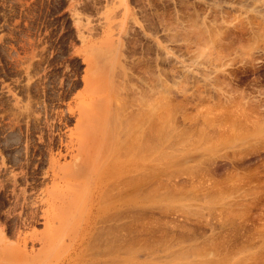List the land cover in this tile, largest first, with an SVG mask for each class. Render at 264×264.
<instances>
[{
    "label": "rangeland",
    "instance_id": "obj_1",
    "mask_svg": "<svg viewBox=\"0 0 264 264\" xmlns=\"http://www.w3.org/2000/svg\"><path fill=\"white\" fill-rule=\"evenodd\" d=\"M179 87L181 88L178 89ZM168 88H170L173 108L184 101L183 105L180 103L178 109L173 110L174 112L179 110L180 105L183 108L189 100L185 111L179 110L173 115L177 118H174L176 119L174 125H178H173L177 127L175 130L180 129L182 133L184 131L186 138L184 135L179 136L182 141L178 142L177 139V143L169 141L173 138L165 137L167 141L164 139V142H160L158 146L161 151L178 154V160L182 155L185 158L179 161L176 158L171 159L173 164L165 166L167 163L165 157L154 164L158 180L160 179L164 185V181L173 184L169 186L166 183V188L170 189L176 186V182L177 184L181 182V185H177L179 189L176 186L172 190H179L178 192L181 193L186 191L185 197L189 198L184 199V194H180L183 198L179 197L181 198L179 199L178 194H175V198L172 196L175 201L168 202L161 192L160 188H164L161 187L163 185L161 183L160 192L157 190L158 192L147 193L146 197L142 196L144 200L141 204H145L146 209H143L136 224L142 222L141 225H144L143 222L146 224L148 219L149 222L151 220L152 224L157 226L149 228L150 230H162L161 235L153 239H159L161 243L170 245L169 248L164 245L162 250L157 249L149 253L152 250L138 251L133 247V240L139 243L147 238L135 239L134 236V239L130 238L132 237L130 229L134 231L133 226L136 224L133 223V226L130 224L128 229L123 224L124 220H127L128 224L132 219L127 205H114L120 195H124L122 192V194L117 192L118 189L113 190V186L116 188L114 180L116 183L121 179L126 181L130 175L128 174L127 177L114 172L117 170L114 169V163L124 162L128 164L127 167L132 168L134 165L130 166L128 162L135 156L133 155L135 150L133 149L132 152L131 143L129 144L131 140L127 143L130 138L128 136L127 139L123 134L121 135L125 137V141L120 135L123 141L121 142L119 138L116 140L120 141V144L117 143L119 146L122 143L127 145H123V149H120L121 147L117 149L119 146L116 142L113 143L117 136L115 137V133L111 130L118 123L120 115V122L122 124L127 122L125 126L120 125L122 128L131 121L129 125L135 129L136 124L141 123L142 117L147 112L146 110L144 113V109L151 108L149 107L152 106L151 98L155 95L158 97L157 93L161 95L165 93L166 96ZM184 96L188 99L185 100ZM146 102H149V106ZM215 103L221 104H217L221 108L215 107V109L219 108V111L229 107L221 111L225 112L224 114L221 112L216 114L218 111L215 112L213 109L216 115L212 113L215 117H211L216 125L218 118L220 119L221 126L216 129L215 125L214 131L221 128L223 135L219 133L221 130L216 131L218 134L212 131L214 125L211 121L209 123H211L210 127L213 125L212 130L210 129L212 133L208 129L209 123L205 121L203 129L206 128V132L201 130L202 127L197 128L199 123H203V119L199 120L198 114L201 116L205 114L206 118L205 107L207 111L211 110ZM117 106L121 109L119 110ZM208 106L212 107L208 109ZM157 107L158 115L162 118L167 105L161 103ZM137 109L138 112L143 110L142 117L138 112V115L134 114ZM186 112L191 113L190 116L194 114V118L196 114L199 125L194 123L196 122L194 119L189 128L193 116L190 118ZM117 113L119 115L115 118L114 115ZM135 115L141 117L138 118V123L133 120L136 118ZM182 115L191 119L189 122L186 118V125L185 117ZM132 120L134 124L131 126ZM193 124L197 127H192ZM182 125L186 126V129ZM186 130L190 131L188 134H191L190 136L187 135ZM194 130L197 132L194 133ZM164 131L166 130L162 132ZM197 134L201 135L199 139ZM193 135H195L194 140L190 139ZM209 135L211 137H208ZM203 137L207 139L203 141ZM185 140L190 144H185ZM103 141L107 142L106 145ZM124 146H128L126 150L129 152L126 155L121 153L122 150L125 152ZM132 146L136 149L135 144ZM171 146L176 149L182 148V151L180 149L173 151L174 148L170 150ZM192 147L196 149L193 150ZM117 152H120L119 155ZM137 152L136 149V157L139 153ZM110 157L111 160L108 159ZM82 158L89 160L86 162H107L108 182L113 184L110 185L111 189L108 187V212H112L109 213L111 216H108L107 225L108 255L93 248L94 245L96 247L102 245L105 233L100 229L104 224L101 222L96 223L95 226L87 225L85 222L75 224L76 213L73 205L76 203L71 202L73 210L71 204L68 206L73 197L72 192L76 195L78 182L76 177L67 174L66 171L77 170V164L80 165L84 161ZM149 167L150 162H147L145 168L150 169ZM187 167L192 174L194 167L198 175L204 171L202 178L207 177L208 174L205 180L210 179L208 182L211 181L209 184L211 187L207 185L208 182L200 179V182L206 184V188L209 189L200 188L202 184L199 180V184L197 183V177L194 178L197 174L194 173L192 176L188 170L184 172ZM233 167L240 170L255 167L257 170L242 173L252 176L246 179L242 186H253L258 190L255 194L251 191L244 195L246 212L233 227L232 239L235 245H238L239 242L247 241L253 228L264 220V0H0V264H91L89 261L99 260L101 264L107 259V264H177V262L182 264V262H200L204 259L207 264H233L234 261L237 262L234 264H241L244 261L234 256L236 252H228L226 244L223 245L226 239L222 238L218 242L216 233L205 236V232H208L205 226H209L211 231L214 229L210 220L215 219V214L207 215L205 209H199L200 206L190 207V200L194 198L192 192L196 193L197 190L194 188L200 185L198 194L203 193L202 189H205V194L211 190L209 193L213 195L214 190L211 188L215 186V184L212 186L215 181L221 182V185L223 183L224 186L227 182L224 181L225 177L220 181L218 180L220 178H216L214 182L210 177L215 178L214 175L219 176ZM88 172L87 177L92 176L91 172ZM227 174L229 178L226 176L225 179L228 178V182L229 179L233 182L230 177L232 173ZM233 174L232 176L238 177V181L241 179L240 175ZM190 175L198 184L194 183L196 187L190 186L194 191L187 189L190 185L188 181L192 179V184L194 181ZM236 178L233 180L237 181ZM186 180L188 186H182L183 182L186 184ZM92 184H89L90 191L88 188L84 194L80 193V196L89 197L91 194H98L95 185ZM125 184L123 187L126 186L127 189H124L127 193L131 186ZM220 184L216 186L221 188ZM180 186L186 190H181ZM217 187L214 195L219 190ZM200 189L201 193H199ZM226 193L229 194L227 197L236 194L232 190ZM75 195V202H82V199L77 200ZM197 198L200 199L196 197L195 200H198ZM219 200L215 198L213 201V205L217 208ZM248 200L255 206L257 210L255 213L247 212ZM162 203L171 204L172 207L164 208ZM150 204L151 211L147 207ZM98 208V204L94 206L88 200V204L81 211V217L86 219L91 211L95 214ZM155 208H158L159 215L164 218L153 217V214L157 215V212L153 213ZM68 209L73 212V216L66 221L61 217ZM119 209L127 210L122 216L129 213V218L122 217L121 213L118 214L116 211H120ZM219 214L215 222L223 226L231 213L224 215L225 217L221 212ZM206 216H211L210 220ZM216 223V230L225 229H220ZM122 224L127 231L123 229ZM175 225L180 227L177 229ZM173 237L175 242L178 240L176 237L181 239L174 246L171 245L174 242ZM188 244L201 248L187 247L188 250L193 251L187 250V255L177 254L180 251L176 249L178 246L185 248L189 246ZM127 248L132 249V252ZM256 250H259V257H262L263 249L260 248L251 250L249 255L252 252L257 253ZM206 251L209 252L210 257L206 256Z\"/></svg>",
    "mask_w": 264,
    "mask_h": 264
},
{
    "label": "bare ground",
    "instance_id": "obj_2",
    "mask_svg": "<svg viewBox=\"0 0 264 264\" xmlns=\"http://www.w3.org/2000/svg\"><path fill=\"white\" fill-rule=\"evenodd\" d=\"M105 57V56H104ZM110 59V58H109ZM107 86H108V84H107ZM169 87V86H168ZM170 87H171V85H170ZM172 88V87H171ZM181 87H179L178 89H180ZM110 89H111V87H110ZM115 89H116V87H115ZM119 89V88H118ZM117 90V89H116ZM112 91L113 90H111V93H112ZM154 92V91H153ZM160 92V91H159ZM160 93H163V92H160ZM155 94H156V92H155ZM111 95V94H110ZM114 95H116V94H114ZM159 95V96H158ZM164 95H165V93H164ZM164 95H161V94H159V93H157V96L158 97H152L151 99H153L152 100V103H151V101H150V104H152V106L150 105L149 106V102L147 103L148 104V106L149 107H151V108H149V109H144V113L146 112V110H147V112L145 113V115L144 114H142L141 112L142 111H140V112H138L139 111V109H137V111H136V113H134V114H137V112H138V114L140 113L141 115V117H142V121H141V123H139V125L138 124H136L137 125V127L135 128V129H133L132 127H130V125H129V123L131 122V121H129V123L127 124V126L126 127H124L125 125H126V123L127 122H125V123H121L120 121V116H119V121H118V123L116 124V122H114L115 124H116V126H115V124H113L115 127H114V129L113 130H111L112 131V133L114 132L115 133V137L117 136V138H114V141H113V143L114 142H116V144L119 146V144H120V141L122 142L123 140L119 137L121 134H123L124 136L126 135V137H127V139H128V136H129V138L130 139H128V141H127V143L131 140V142H129V144H130V146H131V148H132V150L134 149L135 150V152H134V150L132 151V152H134L135 154H133V155H135V156H133L132 158H131V160H130V162H128V163H130L129 165L131 166V165H134L132 168H129V167H127V165L128 164H125L124 162H117V163H114L115 164V167H114V169L116 170V171H114V172H117V174H120L121 173V175H123V176H125V175H127V177H128V174H130L129 175V177L126 179V181H123V180H125V179H119L120 181L118 182V180H117V182L118 183H116V180H114L115 181V185H116V188H115V186H113L112 188H113V190L114 189H118V191L117 192H119L120 194H122V193H124V195L123 196H121L120 195V197H119V200L118 201H115L114 202V205L115 206H126L127 205V210H130V213L132 214V216H130V218L132 217V219H131V222L129 221V223L127 224V220H124L125 222H123V224L125 225V226H127V229H128V226L130 225V226H133L132 224L134 223V224H136V222H138V219H139V217L141 216L140 214L142 213V211H144L146 208V205L145 204H141V202L144 200V197H146L145 195H147L148 196V194L147 193H151V192H160V189H161V192H163L164 193V195L166 196L164 199L165 200H167L168 202H170V201H175L174 200V198L176 197V195L175 194H178V198L179 197H181L182 195H180V194H184L183 196H184V199L186 198V199H188L187 197H185V195H187V193L185 194L184 192H186V191H184V192H178L179 190H172V188H176V186L178 185H181V182H179L178 184H177V182L175 183V187H172V188H166L165 187V185H166V183H168V182H165L164 181V183H165V185L163 184V182L161 183V181H160V179L158 180V175H157V170H156V165L154 164L155 162H157L158 160H160L161 158H165V157H167V163H165V166H168V165H171V164H173L172 163V161L173 160H171V159H174V158H176L177 159V157H178V154H176L175 152H168V151H166V152H168V153H166L165 151H161V150H159L160 149V146H158V144L161 142V143H163L164 142V139H165V137H167V139L168 138H173L172 140H170L169 139V141H176L177 142V139L179 140L178 142H180V141H182V139L180 140L179 139V136L181 137L182 135H184L183 133H184V131L182 130L183 128L184 129H186L183 125V128L181 129L182 131H183V133L181 132V131H179V130H175V129H177V127L175 128L174 126H178V125H174V124H176L175 123V121H176V117H173V115H175V113H177V112H179V110H180V112H183V110L185 111V108H186V106L189 104V100L186 102V104H185V106L182 108V106L181 105H183L184 104V101H182V100H180V101H182L183 103H181L180 101H178V102H180L181 103V105H180V108H179V110L178 111H176V112H174L176 109H178V107H179V104H177V107H175V108H173L174 106L172 105L173 104V101H171V96H170V88H168L167 89V92H166V96H164ZM173 96V95H172ZM149 97V96H148ZM185 97V96H184ZM114 98V97H113ZM202 98V97H201ZM186 99H188L187 97H185V100ZM108 100V99H107ZM111 100V99H110ZM136 100V99H135ZM163 101V102H162ZM133 102V101H132ZM163 104V105H167V109H165V112H164V115L162 114V118H160V116L158 115V112L159 111H157V106L158 105H160L161 103ZM102 103H104V101L102 102ZM109 103H110V101H109ZM108 103V104H109ZM120 103V102H119ZM129 103V102H128ZM120 104H122V103H120ZM120 104H119V107H120ZM124 104V103H123ZM217 104H219V103H215V104H213L214 105V108L212 107V106H210V108L212 107V111L211 110H208L207 111V108L205 107V109H206V111H204V113H206L207 115V117L205 118V114H203L202 116H204L203 118H202V116H201V114L199 115L198 114V116H200V118H199V120H201V119H203L202 121H203V123H197V122H199V121H197V119H198V117L196 116V114H195V118H194V114L193 115H189V114H191V113H188V112H186V115H188V116H190V118H192V116H193V118H192V120L191 119H189V118H187L188 116H186L185 117V115L183 116V117H185V120H186V118H187V120H189V122H190V120L192 121V122H190V126H189V128H191V124L193 123V120L195 119L196 120V122H194V123H196V124H198L199 126L197 127L196 126V124H193L192 125V127L194 126V128H199V127H202V129L201 128H199V129H201L202 131H205L206 130V128H205V130L203 129L204 128V121L205 122H207V124L211 121V123H213V125H214V127H213V125H212V127H213V130L211 129L212 127H210L211 126V123H209L208 124V126L210 127H208V129L210 130H212V131H214V128H216V129H218V127H220L221 126V121L219 122V118H218V125H216L214 122H212L213 120L211 119V117H215V115L217 114V113H220L221 111L223 112V111H225V110H227L229 107V105L227 106L228 108L226 109V108H224V109H222L221 111H219V108H216L215 109V107L216 106H218ZM223 104H225V102L223 103ZM105 105V104H104ZM219 105H221V104H219ZM102 106V105H101ZM148 106H146V107H148ZM111 107V106H110ZM116 107V106H115ZM118 107V106H117ZM119 107H118V109H119ZM122 107V106H121ZM145 107V108H146ZM163 107V106H162ZM218 107H220L221 108V106H218ZM123 108H125V107H123ZM139 108V107H138ZM141 108V107H140ZM164 108V107H163ZM209 108V106H208V109H210ZM101 109V108H100ZM121 109V108H120ZM119 109V110H120ZM187 109V108H186ZM213 109H214V111L216 112V111H218V112H216V114L215 113H213L214 111H213ZM162 110H164V109H162ZM174 110V111H173ZM182 110V111H181ZM107 111V110H106ZM114 111H115V109H114ZM121 112H122V110H121ZM221 112V113H222ZM115 113V112H114ZM113 113V114H114ZM133 113V112H132ZM161 113V112H160ZM197 113V112H196ZM203 113V112H202ZM215 114V115H213V114ZM225 113V112H224ZM224 113H222V114H224ZM226 113H230V112H227L226 111ZM232 113V112H231ZM110 114V113H109ZM133 114V115H134ZM137 114V115H138ZM208 114H209V116L210 117H208ZM106 115V114H105ZM117 115H119L118 113L116 114V115H114L115 116V118H117L116 116ZM126 115H128V114H126ZM213 115V116H212ZM219 116V115H218ZM217 116V117H218ZM113 117V116H112ZM134 117H136V115L134 116ZM140 117V118H141ZM159 117V118H158ZM105 118V117H104ZM128 118V117H127ZM131 118V117H130ZM137 119L139 118V116H137L136 117ZM136 118H133V120H136V122L135 123H138L139 122V119H138V121H137V119ZM174 118H176L175 120H174ZM209 118V119H208ZM160 119V120H159ZM205 119V120H204ZM114 120V119H113ZM117 120V119H116ZM115 120V121H116ZM132 120V123H131V126L134 124V121ZM184 120V119H183ZM184 120V121H185ZM187 120L185 121V125H186V123H187ZM194 120V121H195ZM99 121H100V119H99ZM104 121V120H103ZM184 121H183V123L182 124H184ZM105 122V121H104ZM119 122H120V124H119ZM178 123V122H177ZM220 123V124H219ZM100 124V123H99ZM112 124V123H111ZM124 125L123 126V128H122V126H120V125ZM181 124V123H180ZM179 124V125H180ZM187 124V125H188ZM201 124H202V126H201ZM129 125V126H128ZM162 125H163V128L166 130V131H164V132H162L163 130H162ZM174 125V126H173ZM215 125H216V127H215ZM196 126V127H195ZM206 126V125H205ZM188 128V127H187ZM199 129L197 130V131H199ZM196 130H194V133H196L197 131ZM201 130H200V132H201ZM209 130H207V133L209 132ZM211 130H210V133H212L211 132ZM221 130V128H219V130L218 131H220ZM223 130H225V129H223ZM105 131H106V129H105ZM104 131V132H105ZM110 131V132H111ZM191 131H192V129H191ZM217 131V130H216ZM216 131H214V132H216ZM217 131V132H218ZM186 132H187V130H186ZM185 132V133H186ZM206 132V131H205ZM215 133V134H218V133ZM99 133V132H98ZM102 133V132H101ZM107 133V132H106ZM190 133V131L189 132H187V135ZM193 133V132H192ZM219 133H221V135H223L222 134V130L219 132ZM108 134H109V131H108ZM204 134H206V133H204ZM204 134H202V135H204ZM98 135V134H97ZM104 135H105V133H104ZM123 135H121L122 137H124ZM170 135V137H168ZM191 135V134H190ZM190 135H188V136H190ZM198 135V139L200 138L199 137V135L200 134H197ZM197 135H196V137H197ZM207 135V134H206ZM206 135H204L205 137H206ZM210 135H212V134H210ZM208 136V137H211V136ZM225 135V134H224ZM229 135H231V134H229ZM235 135V134H234ZM238 135V134H237ZM105 136H107V134L105 135ZM105 136L103 137V138H105ZM177 136H178V138H177ZM185 136V138H186V135H184ZM195 135H193V137L191 136V138L190 139H192L193 138V140H194V137ZM201 136V135H200ZM236 136V135H235ZM99 137V136H98ZM109 137V136H108ZM110 137H112V136H110ZM218 137V136H217ZM221 137V136H220ZM223 137V136H222ZM225 137H227L226 135H225ZM233 137V136H232ZM96 138H97V136H96ZM102 138V139H103ZM121 139L119 142L117 141L118 139ZM132 138V139H131ZM215 138V137H214ZM219 138V137H218ZM231 138V137H230ZM94 139V138H93ZM117 139V140H116ZM163 141H162V140ZM197 139V138H196ZM204 139H207V138H204L203 137V141H204ZM210 140H211V138H209ZM208 139V140H209ZM222 139H224V138H222ZM95 140V139H94ZM107 140V139H106ZM166 140V139H165ZM208 140H207V142H208ZM212 140H214V139H212ZM218 140V139H217ZM231 140V139H230ZM108 142L110 141V140H107ZM124 141H125V137H124ZM167 141V140H166ZM198 141V140H197ZM218 141H221V140H218ZM104 142V141H103ZM119 144H118V143ZM177 142V143H178ZM188 142V141H187ZM213 142V141H212ZM215 142H216V140H215ZM228 142V141H227ZM96 143V142H95ZM105 143V142H104ZM107 143V142H106ZM106 143H105V145H106ZM113 143H111V145L113 144ZM174 143V142H173ZM182 143V142H181ZM189 144H190V142H188ZM188 143H186V140H185V144H188ZM208 143H210V141L208 142ZM232 143V142H231ZM133 144H135V147H136V149H137V151L139 152H137L138 154V156L136 157V149L134 148V146H132ZM175 144V143H174ZM185 144H183V145H185ZM188 144V145H189ZM193 144H195V141H194V143ZM224 144V143H223ZM98 145V144H97ZM104 145V144H103ZM110 145V146H111ZM123 145H127V144H124V143H122L121 144V146H119L117 149H119L120 147V149H123ZM170 145V144H169ZM173 145V144H172ZM178 145V144H177ZM200 145H201V143H200ZM129 146V145H128ZM128 146H124L125 148V152H123V150H122V155L124 154V155H126V154H128V152L129 151H127L126 150V148L128 147ZM175 146V145H174ZM206 146V145H205ZM86 147V146H85ZM103 147V146H102ZM106 147V146H105ZM107 147L109 148V146L107 145ZM113 147H114V145H113ZM179 147H180V145H179ZM189 147V146H188ZM203 148H206V147H204V146H202ZM91 148V147H90ZM173 148L174 147H172L171 146V149L170 150H173ZM193 148V147H192ZM195 148V147H194ZM194 148H193V150H194ZM88 149V148H87ZM107 149V148H106ZM113 149V148H112ZM112 149H111V152H112ZM115 149V148H114ZM175 150H173V151H182V148H178V149H180V150H178V149H176V147L174 148ZM196 149V148H195ZM199 149V148H198ZM91 150H93V149H91ZM131 150V149H130ZM184 150V149H183ZM192 150V149H191ZM103 151H104V149H103ZM121 151V150H120ZM93 152V151H92ZM106 152H108V150L106 151ZM114 152H115V150H114ZM165 152V153H164ZM98 153V152H97ZM120 153V152H119ZM119 153L117 152V154L119 155ZM131 153V152H130ZM169 153H171V154H169ZM172 153H174V154H172ZM197 153V152H196ZM89 154H91V152L89 153ZM88 154V155H89ZM190 154V153H189ZM192 155L194 154V153H191ZM97 154H95V156H96ZM103 155V154H102ZM111 155H113V153L111 154ZM118 155H116V157L118 156ZM129 155H131V154H129ZM185 155H187V154H185ZM197 155V154H196ZM196 155H195V158H196ZM205 155V154H204ZM87 156V155H86ZM86 156H84V157H86ZM110 156V155H109ZM121 156V155H120ZM188 156V155H187ZM186 156V157H187ZM202 156V155H201ZM83 157V158H84ZM89 157L91 158V155H89ZM100 157V156H99ZM113 157V156H112ZM115 157V158H116ZM125 157V156H124ZM127 157V156H126ZM185 158V156H181V158ZM207 157H208V155H207ZM82 158V159H83ZM181 158L179 157V160H181ZM188 158V157H187ZM198 158H199V156H198ZM99 159V158H98ZM106 159V158H105ZM108 159H110L111 160V157L110 158H108ZM114 159V158H113ZM201 159V158H200ZM84 160V159H83ZM86 160H88V159H86L85 158V162L83 161L80 165L79 164H77L78 166V169L76 170L75 168L76 167H72V168H74L75 170V172L74 171H71V170H68V171H66V173L67 174H69V175H71V176H73V177H76L75 179L77 180V182H78V184L76 185L77 186V190H76V195H75V193H73L72 192V194H73V197H71V195H70V197H71V201H70V203H69V205L68 206H70V204H71V202L74 204V203H76L75 205H73V204H71V207H72V205L74 206V212L76 213V218H75V220H76V223L75 224H82L83 222H85L87 225H93V226H95V224L96 223H103L104 225H102L101 227V229H100V231L102 230L104 233H105V235H104V238H103V242H102V245H100V246H95L94 245V249H95V251H99L100 253L102 252V253H106L107 254V249H108V242H107V238H108V234H107V232H108V230H107V225H108V216H109V213L110 214H112V212H108V193H109V191H108V187H110V185H113V184H111V183H109L108 182V177H107V162H96L95 160V162H86ZM126 160V159H125ZM128 161H129V156H128V159H127ZM127 160H126V162H127ZM178 159H177V161H179ZM194 160H196L197 161V159H194ZM201 160H203V159H201ZM91 161V160H90ZM109 161V160H108ZM182 161H184L183 159H182ZM182 161L180 162V164L182 163ZM145 162V163H144ZM147 162H150V169H148V168H145V164L147 163ZM185 162V161H184ZM208 162V161H207ZM124 163V164H123ZM170 163V164H169ZM143 166H142V165ZM76 165V164H75ZM202 165V164H201ZM72 166V165H71ZM74 166V165H73ZM190 166H192V165H190ZM196 166V165H195ZM201 167V166H200ZM145 168V169H144ZM195 169H196V167H194ZM198 168V167H197ZM190 169H191V167H190ZM195 169L194 170H192L193 171V174H192V172L188 169V167L184 170V172H186V170H188V172H189V174L191 173L192 174V176H194V173H196V171H195ZM202 169V168H201ZM172 170H174V169H172ZM176 170H178V169H176ZM198 170V169H197ZM88 171H90L91 172V174H92V176H89V177H87V173H89ZM199 171H200V169H199ZM202 171V170H201ZM200 171V172H201ZM207 170H205V172H206ZM174 172V171H173ZM183 172V171H182ZM188 172H187V174H188ZM198 172V171H197ZM203 173H204V171H202ZM201 172V173H202ZM163 173V172H162ZM175 173V172H174ZM201 174V175H198L197 173V175L196 176H194V178L195 177H197V183H198V180H199V182H200V179L201 180H205V178H208V174L206 175L207 177H203L202 178V176L204 175V174ZM206 173H209L208 171L206 172ZM83 174H84V176H83ZM86 174V175H85ZM112 174V173H111ZM170 174H171V172H170ZM176 174V173H175ZM231 174V173H230ZM90 175V174H89ZM161 175V174H160ZM167 175V174H166ZM169 175V174H168ZM174 175V174H173ZM232 175H234L233 173L231 174V176L230 177H232V181L234 182L235 180H233V177L234 176H232ZM235 175H237V176H239V174H237V172H235ZM164 176H165V173H164ZM170 176V175H169ZM169 176H166V177H169ZM191 176V175H190ZM191 176V178H193ZM201 176V177H200ZM227 177H228V174L226 175ZM226 176H224L225 178H226ZM73 177H71V178H73ZM122 177V176H121ZM120 177V178H121ZM163 177V176H162ZM199 177V178H198ZM209 177H210V174H209ZM236 177V176H235ZM239 177H241V175L239 176ZM171 178V177H170ZM193 178V179H194ZM211 179H212V182H214L215 181V179L216 178H213V177H210ZM224 178V181H226L227 183H232L234 186H236V184H234L233 182H231L230 181V179H229V182H228V178L227 179H225ZM74 179V180H75ZM164 179V178H163ZM189 179H190V177H189ZM238 179V177L236 178V180ZM191 180L192 179H190V181H188L187 182V180H186V184L184 183H182V186L183 185H187L188 186V184H190L188 187H187V189L188 188H190V190L192 189L191 187L194 185V183H196V180L194 179V181H192L193 182V184L191 183ZM210 180V179H209ZM208 180V181H209ZM214 180V181H213ZM217 180V179H216ZM219 181L220 180H223V179H218ZM241 180V179H240ZM239 180V181H240ZM168 181H169V179H168ZM183 181V180H182ZM208 181H206L205 180V182H208ZM242 181V180H241ZM126 184H125V183ZM129 182V183H128ZM211 182V181H210ZM210 182H208L207 183V185H209L210 184ZM221 183V182H218V181H215V183H213L212 184V186H214V184H215V186L213 187V188H215V187H217V186H219V184H217V183ZM223 182V181H222ZM237 182H238V180H237ZM90 183H93L94 185H95V190H96V192H98V194H96V195H92L91 194V196H87V195H81L80 196V193H85V191L89 188V184ZM163 184V185H161V184ZM188 183V184H187ZM196 183V184H197ZM201 183V182H200ZM226 183V185L224 186L223 185V183H222V185L220 184V186H221V188H218L217 187V194H216V197H218L217 195H219V193L221 192V191H223V190H225L228 186L230 187L232 184H230L229 183V185ZM235 183H236V181H235ZM92 184V185H93ZM123 184H125V185H127V184H129L128 185V187L129 186H131L130 188H129V190H127V191H129V192H127V193H125V190L127 189L126 188V186H124L123 187ZM196 184L194 185V187H196ZM199 184V183H198ZM197 184V185H198ZM202 184V183H201ZM225 184V183H224ZM160 185H161V187L163 186L164 188H165V190H164V188H160ZM168 185L170 186V185H173L172 183L170 184V183H168ZM203 185V186H202ZM201 186L200 185H198V186H200V188H205V189H209V187H211L210 185H209V187H207L206 188V184L204 185V184H202ZM217 185V186H216ZM232 185V186H233ZM66 186V185H65ZM91 186V185H90ZM177 186V187H178ZM191 186V187H190ZM198 186H197V188H194L195 190H196V193L195 192H192L193 194H192V197H194V198H196V197H198V195H200V194H198V190H199V188H198ZM231 186V187H232ZM181 187V186H180ZM224 187H226L225 189H222V188H224ZM124 188H126V189H124ZM160 188V189H159ZM213 188H211L212 190H214V191H212V192H214V194H215V190H216V188L215 189H213ZM110 189H111V187H110ZM109 189V190H110ZM164 191H163V190ZM177 189H179V187L177 188ZM181 190L183 189V190H186V188L184 189V188H180ZM205 189H202V191H203V193H201L202 191H201V189H200V192L199 193H201V194H205L204 192V190ZM222 189V190H221ZM230 189V188H229ZM158 190V191H157ZM180 190V191H181ZM89 191H90V188H89ZM124 191V192H123ZM191 191H194L193 189L191 190ZM207 191V190H206ZM116 192V193H117ZM122 192V193H121ZM178 192V193H177ZM209 192H211V190H209ZM208 192V193H209ZM219 192V193H218ZM115 193V194H116ZM191 193V192H190ZM189 193V194H190ZM208 193H206V194H208ZM87 194V193H86ZM113 195H115L114 193H112ZM118 194V193H117ZM153 194H155L156 195V193H153ZM173 194V195H172ZM188 194V195H189ZM206 194H205V197H207L206 196ZM211 194V193H210ZM221 194H222V192H221ZM74 195H75V198L78 200V199H82V202H79V201H77V202H75L76 200L74 199ZM111 195V194H110ZM169 195V196H168ZM180 195V196H179ZM141 196V197H140ZM142 196H144V197H142ZM151 196H153V195H151ZM160 196V195H159ZM162 196V195H161ZM174 198H173V197ZM209 196H214V195H208V197ZM224 196V194L222 195V197ZM156 197V196H155ZM157 197H158V195H157ZM156 197V198H157ZM162 197H164V196H162ZM161 197V198H162ZM190 197H191V195H190ZM191 197V198H192ZM200 197H202V196H200ZM215 197V198H216ZM221 197V196H220ZM150 198V197H149ZM173 198V199H172ZM181 198H183V197H181ZM181 198H179V199H181ZM148 199V198H147ZM198 199V198H197ZM219 199H222V198H219ZM88 200H90L91 202H92V205H94L95 206V204H98L99 205V208L96 210V212H95V214L91 211L90 212V215H89V217L87 216L86 217V219L83 217H81V211H82V209L83 208H85V206L88 204ZM116 200H117V198H116ZM157 200V199H156ZM200 199H198V201H199ZM211 200V199H210ZM208 201V200H207ZM213 201V200H212ZM68 203V202H67ZM143 205H145V206H143ZM161 205V204H160ZM162 205H164L165 207L164 208H168L169 206H171L172 207V205L171 204H169V205H167V204H163L162 203ZM186 205H187V203H186ZM190 205H191V203H190ZM226 205V204H225ZM143 206V207H142ZM152 205L150 204L149 206L147 205V207H148V210L150 209L149 207H151ZM196 206V205H195ZM227 206V205H226ZM67 207V206H66ZM155 207V206H154ZM163 207V206H162ZM189 207V206H188ZM190 207H192V206H190ZM194 207V206H193ZM145 208V209H144ZM152 208V207H151ZM160 208H161V206H160ZM164 208L161 210L162 212H163V210H164ZM72 210H73V207L71 208ZM112 209V208H111ZM124 209H126V208H124ZM122 210V209H119L120 211H116L118 214L119 213H121V216L122 215H124V212L126 213L127 212V210ZM144 209V210H143ZM170 209V208H169ZM168 209V210H169ZM172 209V208H171ZM93 210V209H92ZM110 210V209H109ZM167 210V209H166ZM147 211V210H146ZM150 211H151V209H150ZM229 211V210H228ZM241 211V210H240ZM88 212V211H87ZM168 212V211H167ZM113 213H115L114 211H113ZM233 213V212H232ZM236 213V212H235ZM242 213V212H241ZM129 214V213H128ZM128 214L127 215H125L127 218H129L128 217ZM227 215V214H226ZM229 215V214H228ZM235 215V214H234ZM242 215V214H241ZM63 217H61V218H64V219H66V221H68V219L70 218V217H72L73 216V212H71V210L70 209H68V210H65V215H62ZM111 216V215H110ZM109 216V217H110ZM116 216H117V214H116ZM115 216V217H116ZM120 215H118L117 217H119ZM120 216V217H121ZM125 216H122V217H125ZM231 216H233L232 214H231ZM114 217V216H113ZM112 217V218H113ZM114 217V218H115ZM122 217H121V219H122ZM125 217V218H126ZM225 217V216H224ZM229 217L227 216V219H228ZM120 219V218H119ZM224 219V218H223ZM227 219H226V221H227ZM130 220V219H129ZM229 220V219H228ZM59 221V220H58ZM73 221V220H72ZM140 221V220H139ZM146 222H147V220H145ZM230 221V220H229ZM73 222H75V221H73ZM72 222V223H73ZM151 222V223H150ZM150 222H149V219H148V222L147 223H149V224H152V221L150 220ZM126 223V224H125ZM146 223V224H147ZM122 224V225H123ZM138 224V223H137ZM141 224H142V222H141ZM141 224H140V226H141ZM143 224H145V222H143ZM68 225V224H67ZM124 225H123V229H125L126 230V227H124ZM68 226H70V225H68ZM77 226V225H76ZM80 226H82V225H80ZM147 226H148V224H147ZM183 226V225H182ZM74 227V226H73ZM87 227V226H86ZM173 227V226H172ZM172 227H171V229H172ZM175 227L177 228L178 226H176L175 225ZM180 227V226H179ZM178 227V228H179ZM75 228V227H74ZM129 228H131V227H129ZM174 228V227H173ZM177 228V229H178ZM185 228V227H184ZM117 229V228H116ZM133 229V228H132ZM138 229V228H137ZM175 229V228H174ZM180 229H183V228H180ZM173 230V229H172ZM71 231H72V229H71ZM127 231V230H126ZM129 231V230H128ZM130 231L131 232H133L131 229H130ZM170 231V230H169ZM183 231H185V230H183ZM189 231H191V230H189ZM188 231V232H189ZM263 231H264V229H263ZM186 232V231H185ZM187 232V233H188ZM63 233V232H62ZM86 233V232H85ZM140 233V232H139ZM170 233H171V231H170ZM170 233H169V235H170ZM181 233H182V230H181ZM88 234V233H87ZM84 235V234H83ZM168 235V236H169ZM172 235V234H171ZM180 235V234H179ZM188 235V234H187ZM167 236V237H168ZM173 236V235H172ZM175 236V235H174ZM194 236V235H193ZM135 237V236H134ZM134 237L132 236V237H130V238H133L134 239ZM182 237H184V236H182ZM191 237V236H190ZM89 238V237H88ZM91 238V237H90ZM171 238L172 237H170V240H171ZM174 238V242L171 244V245H173L174 246V244L175 245H177L178 243H176L178 240L179 241H181V239H179V237L177 238L176 237V239H178V240H176V242H175V237H173ZM208 238H210V237H208ZM261 238H262V236H261ZM79 239V238H78ZM121 239V238H120ZM126 239V238H125ZM132 239V240H133ZM135 239H136V237H135ZM211 239V238H210ZM82 239H80V241H81ZM123 240V239H122ZM131 240V241H132ZM187 240V239H186ZM185 240V241H186ZM86 241V240H85ZM96 241V240H95ZM120 241V240H119ZM138 241V240H137ZM178 241V242H179ZM212 241V240H211ZM135 242V240H133L132 241V243L133 244H137L136 242ZM209 242H210V240H209ZM88 244V243H87ZM114 244V243H113ZM129 244V243H128ZM208 244V243H207ZM212 244H213V242H212ZM212 244H211V246H212ZM138 245V244H137ZM189 245V244H188ZM192 245V244H191ZM197 245V244H196ZM215 245V244H214ZM213 245V246H214ZM125 246V245H124ZM172 246V247H173ZM190 246V245H189ZM185 246V248H189V249H191L193 246ZM195 246V245H194ZM199 246V245H198ZM216 246V245H215ZM217 246H218V244H217ZM216 246V247H217ZM64 247V246H63ZM129 247V246H128ZM132 247V246H131ZM181 246H178V248H176V249H178V250H180L178 253H177V251H173V253H177V254H179L180 256L181 255H183V254H186V253H188L189 251H193V250H188V248L187 249H185L184 248V246L183 247H181V249H183V251H181V249H179ZM262 247V246H261ZM92 248V247H91ZM130 248V247H129ZM136 248V247H135ZM134 248V249H135ZM138 248V247H137ZM135 249V250H138V249ZM144 248V247H143ZM169 248V247H168ZM194 249L195 248H197L196 246L195 247H193ZM198 248H201V247H198ZM197 248V249H198ZM213 248V247H212ZM88 249V248H87ZM86 249V250H87ZM110 249V248H109ZM140 249V248H139ZM150 249V248H149ZM167 249V248H166ZM204 249V248H203ZM215 249V248H214ZM218 249V248H217ZM260 249H262V248H260ZM83 250V249H82ZM112 250V249H111ZM127 250H129V252L131 251L132 252V249H128L127 248ZM175 250V249H174ZM184 250H186V251H184ZM187 250H188V252H187ZM216 250V249H215ZM239 250V249H238ZM172 251V250H171ZM226 251H227V249H226ZM243 251V250H242ZM241 251V252H242ZM257 251V253L256 252H252V258L253 259H255L253 262L254 263H256V264H262L261 262L263 261L262 259H261V257H259L260 256V254L258 253L259 252V250H256ZM116 252V251H115ZM202 252V251H201ZM231 252V251H230ZM240 252V251H239ZM98 253V252H97ZM96 253V254H97ZM206 253H207V251H206ZM205 253V254H206ZM212 253V252H211ZM221 253V252H220ZM251 253V252H250ZM261 253V252H260ZM203 254V253H202ZM202 254L200 255L201 257H202ZM223 254V253H222ZM222 254L220 255L221 257H223L222 256ZM7 255V254H6ZM108 255V254H107ZM176 255V254H175ZM174 255V256H175ZM178 255V256H179ZM187 255V254H186ZM185 255V256H186ZM209 255V252L207 253V255L206 256H208ZM229 255V254H228ZM237 255V254H236ZM236 255H234V256H236ZM251 255H249V256H251ZM9 256V255H8ZM89 256V255H88ZM101 256V255H100ZM211 256H213V255H211ZM217 256V255H216ZM224 256H225V254H224ZM93 257V256H92ZM184 257V256H183ZM187 257V256H186ZM209 257H210V255H209ZM209 257H207V258H209ZM229 257V256H228ZM243 257V256H242ZM247 257V256H246ZM246 257H244V258H246ZM106 258V257H105ZM207 258H206V260H207ZM214 258H215V256H214ZM251 258V259H252ZM152 259V258H151ZM216 259H218V257L216 258ZM108 260V259H107ZM107 260H103V262L101 263V264H107ZM201 260V259H200ZM205 260V259H204ZM204 260H201L200 262H182V264H207V262H205ZM211 260V259H210ZM228 260V259H227ZM240 260V259H239ZM245 260H247V259H244V262H245ZM248 260H249V258H248ZM100 261V260H99ZM99 261H97V262H99ZM112 261V260H111ZM118 261V260H117ZM167 261V260H166ZM191 261V260H190ZM208 261V263H209V260H207ZM238 261V260H237ZM250 261V260H249ZM252 261V260H251ZM91 264H97V262H94V261H89ZM88 262V263H89ZM119 262V261H118ZM124 262V261H123ZM129 262V261H128ZM213 262V261H212ZM234 262H236V261H234ZM234 262H233V264H234ZM239 263H240V261H238ZM243 262V263H244ZM130 263V262H129ZM180 263V262H179ZM237 263V262H236ZM243 263H241V264H243ZM246 263V262H245ZM85 264V263H84ZM87 264V263H86ZM98 264H100V262L98 263ZM131 264H133V263H131ZM177 264H178V262H177ZM212 264V263H211ZM253 264V263H252Z\"/></svg>",
    "mask_w": 264,
    "mask_h": 264
},
{
    "label": "flooded vegetation",
    "instance_id": "obj_3",
    "mask_svg": "<svg viewBox=\"0 0 264 264\" xmlns=\"http://www.w3.org/2000/svg\"><path fill=\"white\" fill-rule=\"evenodd\" d=\"M212 169H213V173H215L213 165H212ZM254 170L257 171L255 167L248 168L246 170H240V169H238L236 167H233V168L225 170L219 176H215L214 175L215 178H220L221 179V178H224V176H226L227 173L238 172L239 175L242 176V177H239V178H241L242 181L241 180L238 181V182L236 181V186L229 187L230 189L227 188L225 191L222 192V194L217 195L218 197H216V195H214V194H213L214 195L213 197L212 196L208 197V195H211L210 193L206 194L207 197H205V195L200 194L198 196L200 198L199 201L195 200V198H192L190 200V203H191L192 207L194 206L193 208H197L198 206H200L199 209H205L207 215L215 214L214 215V218H215L214 220H210L211 216H209V217L206 216L211 221V224L214 227V229H213V231H211V228L209 226H205L206 229H208L207 233L204 231L205 232V236H208L211 233H216V235L218 236V237H216L218 242H220L222 240V238L226 239L227 241L225 243H223V245L226 244L228 252H230V251L236 252V254H237L236 256L240 257L243 261H244V259H247V260H245L246 264H252V263L254 264V262H253L254 259L252 258V256H249V252L251 250L262 248L263 249V255H262L261 259L263 261L261 263L264 264V236H263V233H264V231H263L264 220L259 225L255 226L253 228L251 236H249V238L246 239L247 241L239 242L238 245H235V242H233V239H232L233 238V234H234L233 227L236 225V223L237 224L239 223L238 220L242 219L243 215L246 212L244 207L247 206V204H246V201L244 200V197H245L244 195L247 194L248 192H251V191H253V193L255 194V192L258 190L257 188H255L253 186H251V187H249V186L243 187L242 186V183H244V181L246 179H249L250 177H252V176L242 175V173H247V172L254 171ZM235 178L236 177H233V179H235ZM230 190L236 192V194H233L230 197H227L229 194H227L226 191H230ZM223 194H224V196L222 197ZM200 196H202V197H200ZM215 197L218 200H219V198H222V199L219 200V203H218L219 207L218 208L215 207V205H213V201L215 200ZM256 211L257 210H256L255 206L253 205V203L250 202V200H248L247 212L255 213ZM259 211H261V210H259ZM155 212H157V215L153 214V217H155V218H164V217H161V215H159L160 213H159L158 208H155L153 213H155ZM219 212H221L222 216H224L226 214H229V213L233 214L232 217L231 216L229 217V219L231 218L230 220H232V221H229V220L226 221L225 224H223V226H221L219 223H216L215 220L220 216ZM174 218H169V219L166 218V219L170 220V219H174ZM215 223L217 224L218 227H220V229H222V228H225V229L223 231L216 230L215 229ZM156 226H157V224H148V226H147V224H144V225H141V226H140V224L134 225L133 226L134 227V229H133L134 231L131 232L130 235L138 237V238L143 237V238H147V239L146 240L142 239L139 243H137L138 245L134 244L133 247H136V248L138 247L137 248L138 251L152 250L149 253L153 252V250L156 251L157 249L162 250V247H164V245L169 247L170 245L168 243H164L163 244V243H161L162 241H160L159 239H153L155 237H159L161 235V233H162V230H160V229H158V230H156V229L155 230H150L149 229V228H156ZM162 226H164V225H162ZM146 229H148V230H146ZM253 232L255 234H253ZM261 236H262V238H261ZM255 240H258V242H254ZM138 251H136V252H138ZM244 257H246V258H244ZM248 258H249L250 261L248 260Z\"/></svg>",
    "mask_w": 264,
    "mask_h": 264
}]
</instances>
